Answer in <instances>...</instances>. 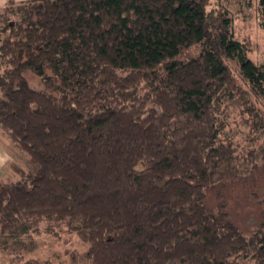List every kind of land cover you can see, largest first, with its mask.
I'll use <instances>...</instances> for the list:
<instances>
[{"label": "trees", "instance_id": "16d2710c", "mask_svg": "<svg viewBox=\"0 0 264 264\" xmlns=\"http://www.w3.org/2000/svg\"><path fill=\"white\" fill-rule=\"evenodd\" d=\"M208 5L0 7V130L37 167L0 180V249L38 233L31 222L44 217L86 244L70 264H264V210L246 235L224 195L229 181L248 182L240 160L260 177L255 151L242 158L231 135L229 102L240 101L235 115L253 135L264 130V66ZM193 46L197 56L177 58ZM14 251L11 264H64Z\"/></svg>", "mask_w": 264, "mask_h": 264}, {"label": "rangeland", "instance_id": "374dc122", "mask_svg": "<svg viewBox=\"0 0 264 264\" xmlns=\"http://www.w3.org/2000/svg\"><path fill=\"white\" fill-rule=\"evenodd\" d=\"M9 1L0 0V7L7 5ZM208 4L210 10L215 9L216 12L222 14L223 11L228 13L232 20L231 32L234 37L246 44L251 60L264 66V2L260 0H208ZM199 51L197 46H193L183 50L177 58L188 60L197 56ZM26 77L33 88L41 89L40 80L35 74L27 71ZM229 104L233 113L230 126L231 135L239 144L241 157L246 156V150H254L256 162L261 167L260 177L255 179L253 175L250 176V169L246 160H240L238 171L242 175H249L248 182L237 183L235 180H231L224 188L225 199L233 220L246 235H249L258 228L264 210L260 203L264 199V130L253 135L245 120L235 115L240 101L232 100ZM261 107L264 110V105ZM252 137L254 140L251 139ZM0 153V180L18 181L20 175L17 169L35 170L37 168L30 162L25 153L18 150L5 137L1 130ZM253 190L258 194L257 197L252 195ZM208 203H215L213 195L208 198ZM31 225L37 228L39 232L19 238L17 241L21 244L20 246L13 243L7 247L8 250L0 249V264L20 263L16 256L19 251H14L17 249H20V252H24L21 249L27 250L23 254L25 259H51L64 264H70V260L75 261L71 259L73 254L77 257L76 260H79L87 249L84 241L75 232L68 231L66 223L42 217L36 222L32 221ZM47 227H53L55 234L45 232Z\"/></svg>", "mask_w": 264, "mask_h": 264}, {"label": "crops", "instance_id": "0c3cea01", "mask_svg": "<svg viewBox=\"0 0 264 264\" xmlns=\"http://www.w3.org/2000/svg\"><path fill=\"white\" fill-rule=\"evenodd\" d=\"M0 159H1V153H0Z\"/></svg>", "mask_w": 264, "mask_h": 264}]
</instances>
